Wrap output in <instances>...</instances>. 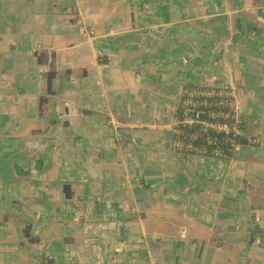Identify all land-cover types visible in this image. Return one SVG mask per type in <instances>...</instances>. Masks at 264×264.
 Instances as JSON below:
<instances>
[{"label": "crops", "instance_id": "crops-1", "mask_svg": "<svg viewBox=\"0 0 264 264\" xmlns=\"http://www.w3.org/2000/svg\"><path fill=\"white\" fill-rule=\"evenodd\" d=\"M199 86L256 147L172 151ZM0 264H264V0H0Z\"/></svg>", "mask_w": 264, "mask_h": 264}, {"label": "bare ground", "instance_id": "bare-ground-1", "mask_svg": "<svg viewBox=\"0 0 264 264\" xmlns=\"http://www.w3.org/2000/svg\"><path fill=\"white\" fill-rule=\"evenodd\" d=\"M241 95L238 90L229 87L185 88L177 110L176 122L171 129L172 151L185 156L198 155L206 159L225 160L229 158L221 155V147L234 150L233 153L241 145L256 147L258 141L255 138L242 134ZM196 126L200 128L195 129ZM213 152L216 155H209Z\"/></svg>", "mask_w": 264, "mask_h": 264}, {"label": "trees", "instance_id": "trees-1", "mask_svg": "<svg viewBox=\"0 0 264 264\" xmlns=\"http://www.w3.org/2000/svg\"><path fill=\"white\" fill-rule=\"evenodd\" d=\"M233 121V120H232ZM234 123H235V118H234ZM200 126H196L195 129H199ZM242 142V141H241ZM212 148V147H211ZM221 149L223 150V153L221 155H226L228 158H231L233 155V151L227 147H221ZM209 155H216L214 152L209 154Z\"/></svg>", "mask_w": 264, "mask_h": 264}, {"label": "built area", "instance_id": "built-area-1", "mask_svg": "<svg viewBox=\"0 0 264 264\" xmlns=\"http://www.w3.org/2000/svg\"><path fill=\"white\" fill-rule=\"evenodd\" d=\"M208 95H210L209 93H207ZM200 96V95H199Z\"/></svg>", "mask_w": 264, "mask_h": 264}]
</instances>
